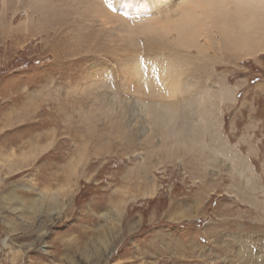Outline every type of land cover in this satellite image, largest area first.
I'll use <instances>...</instances> for the list:
<instances>
[{"label": "rangeland", "instance_id": "obj_1", "mask_svg": "<svg viewBox=\"0 0 264 264\" xmlns=\"http://www.w3.org/2000/svg\"><path fill=\"white\" fill-rule=\"evenodd\" d=\"M162 1L0 0V264H264V0L238 13L225 0L223 34L203 0ZM171 7L208 22L218 46L178 40ZM170 54L198 68L182 80L214 114L179 116L163 146L151 103L194 91L162 75ZM136 63L157 88L135 89Z\"/></svg>", "mask_w": 264, "mask_h": 264}, {"label": "bare ground", "instance_id": "obj_2", "mask_svg": "<svg viewBox=\"0 0 264 264\" xmlns=\"http://www.w3.org/2000/svg\"><path fill=\"white\" fill-rule=\"evenodd\" d=\"M205 2V3H204ZM234 9L232 10L233 12H236V13H238L240 10H241V6L243 5V4H252V5H254V6H256L257 5V3H258V5H260V2H261V0H234ZM9 3H10V1H9ZM156 3L159 5V6H161V5H165L166 3H168V1H162V0H156ZM203 5L205 6V7H209V9H210V11L212 12L213 10H214V12H213V16H214V14L216 13V12H218L220 9H227V7L229 6V2L228 3H226L225 2V0H203ZM212 4L215 6V8L213 9V6H212ZM200 5V4H199ZM263 5V4H262ZM201 6V5H200ZM202 7V6H201ZM172 9H173V11L172 12H174V13H170L169 15H163L164 17L163 18H165L166 16H168L169 17V19H168V21H174L175 20V24H174V30L176 31V33H177V37H178V40L180 39V40H182V43H184V42H187V43H192V42H194L197 38L199 39V40H201V38L202 37H204L205 38V41L206 42H204L203 44H202V46H207V44H214V39H213V35L212 36H210V32L207 30V28H205V29H203V30H201V28L203 27V26H207L208 27V22H204V23H202V22H200V21H197V20H190V19H194V18H196V16L195 15H193V16H191V17H189L190 15H184L183 14V12H181V11H178V9H177V7L176 8H173V7H171ZM230 9H232V8H229V10ZM263 10V9H262ZM98 12V11H97ZM168 12V11H167ZM102 18V17H101ZM257 18L255 17V16H253L252 17V23H253V25H255V26H251V27H253V32L255 33L256 31H258V32H261L262 30H263V27H261L260 25H257L258 24V22H257V20H256ZM102 21V20H101ZM100 21V22H101ZM212 22V24H214L216 27H217V29H219L220 30V32L223 34V33H227L228 31H230V26L232 25V23H230V22H228L227 20H226V18H222V19H217V15H215L214 16V20L213 21H211ZM201 24V26L200 27H197L196 26V24ZM247 25V24H246ZM246 25H242L241 26V24H238V26L239 27H241V28H239V29H241V30H243V29H246L247 27H246ZM210 27V26H209ZM260 27V28H259ZM250 28V27H249ZM255 29V30H254ZM203 31V32H202ZM252 32V33H253ZM98 33V32H97ZM94 35V34H93ZM253 36V35H252ZM253 38V37H252ZM220 40H221V43H223L224 42V40L225 39H222L221 37H220ZM146 41V47H148L149 49H156L157 48V46H159V44H160V41L159 40H151V39H147V40H145ZM209 41V42H208ZM227 41V40H226ZM261 41H264V40H261ZM101 42V41H100ZM130 42L132 43V45L134 46L135 45V43H134V40H130ZM215 42H216V40H215ZM201 43V42H200ZM207 43V44H206ZM195 44H197V43H194V45ZM263 44H264V42H263ZM198 45V44H197ZM214 45H216V44H214ZM89 46V45H88ZM136 46L138 47V45H137V42H136ZM209 46V45H208ZM216 46H218V45H216ZM248 46V45H247ZM85 47V46H84ZM87 47V46H86ZM244 47V46H243ZM242 47V48H243ZM249 47V46H248ZM247 47V48H248ZM201 48V47H200ZM203 48H205V47H203ZM100 50V49H99ZM98 50V51H99ZM248 50V49H247ZM93 51V50H92ZM250 51V50H249ZM85 52V51H84ZM252 52H254V51H252ZM256 52V51H255ZM250 54V53H249ZM249 54H247V55H249ZM255 55V54H254ZM245 56V55H244ZM177 56L175 55V54H170L169 56H168V62H167V64H166V66H165V68H164V73L162 74L163 76H165L166 78H168L169 80H172V81H176V82H179L180 81V83H178V87L180 88V90L182 91V92H187V91H191L192 89H194V91H191L190 92V94L189 95H187L186 96V100H185V103L182 105H180V107H179V105H178V102L175 104V105H170V106H160V104H158V103H151V104H154V105H152L153 106V110L155 111H153V110H151V112H152V116H154L155 118H154V124L156 125V126H158V127H160V128H164L165 130H166V132H165V136L166 137H164L163 138V140H165L164 142H163V146H165L166 145V143H167V141H166V139H169V137H171L170 136V133H169V131L170 130H167V128L165 127L166 125H168V124H170L171 122H176V119L180 116H182L183 118H185V119H187L188 121L187 122H189V123H191L193 126H194V124H195V126L198 124V122H204V123H206V121H207V119L209 120V121H212L211 120V116L214 114V112H213V105H211V103H209V102H207V101H209V100H211V97L210 96H208V95H205L206 96V98H207V101H203V100H200V98L202 97V95H201V93H199L198 91H199V88L201 87L200 86V84L199 83H197L195 86H193L192 88H190V87H188L187 86V84L182 80V76H184V74L187 76V74H192L193 72L195 73V71L197 72V69L196 68H192V69H185L184 70V67L181 69V68H179V67H182L183 65H181V66H179V67H176V66H174V64L172 63V61H174V60H176L177 58H176ZM186 65V64H185ZM194 67V66H193ZM134 72H136V73H138V75H140V77L142 78V82H139L140 84H137L136 86H134L135 87V89L136 90H138L139 89V87H142V89H147L148 88V90L149 91H151L154 87L155 88H157L156 87V85L154 84V82L151 80V79H148V75L150 74V73H153V71L150 69V68H147V67H145L144 66V64H139V63H136V66H135V70H134ZM129 73V72H128ZM187 73V74H186ZM131 74H133V73H131ZM154 74V73H153ZM130 77H131V75H130ZM136 77V76H135ZM196 77V76H195ZM159 78V77H158ZM132 79V78H131ZM193 80V79H192ZM140 81V80H139ZM113 86V85H112ZM114 87V86H113ZM196 87H198V89H197V92H196ZM111 89V88H110ZM154 90V89H153ZM157 90V89H156ZM114 91V90H113ZM204 95V94H203ZM199 99V100H198ZM97 101V100H96ZM197 101H199V105H196V106H194L195 105V103H197ZM187 102H189V103H191V104H193V105H191V104H189L188 106H186L187 105ZM206 102H207V105H206ZM104 105V104H103ZM158 105V106H157ZM156 106V107H155ZM186 106V107H185ZM158 107H160V108H158ZM158 110V111H157ZM249 111V110H248ZM256 111V110H255ZM150 112V111H149ZM150 112V113H151ZM197 117V118H196ZM194 118V119H193ZM200 119V120H199ZM208 121V122H209ZM196 122V123H195ZM172 124V123H171ZM174 124V123H173ZM208 124V123H207ZM206 124V125H207ZM203 125H205V124H203ZM155 126V127H156ZM170 126V125H169ZM162 132H164V131H162ZM190 132V131H189ZM180 133H181V131H177L176 133L174 132L173 134H179V136L180 137H182V135H180ZM160 134V133H159ZM164 135H162V136H164ZM183 138V137H182ZM182 138H177L176 139V141H175V143H176V145H178L179 144V146H180V148H181V146H183V147H185V149L187 150V151H190V147L191 146H187V141L186 142H183V141H185V140H181ZM188 138V137H187ZM195 138H196V140H195ZM195 138H193V140H192V142L190 143V145H192V146H197L196 144L198 143V141L197 140H200V142H201V139L203 140L204 139V136H199V137H197V136H195ZM191 139V138H190ZM212 139H214V138H212ZM211 139V140H212ZM204 140H206V139H204ZM210 140V141H211ZM190 141V140H189ZM215 141V140H214ZM203 142V141H202ZM212 142V141H211ZM206 143V142H205ZM210 144V143H209ZM167 145H172V142H169V143H167ZM53 146V142L52 141H50L48 144H45L43 147H41L40 148V150H39V156L40 155H42L44 152H46V151H48L51 147ZM204 146V145H203ZM167 147V146H166ZM192 148V147H191ZM203 148V147H202ZM205 149L206 148H208V147H204ZM222 148V147H221ZM172 148H170V150H168L169 152L168 153H170L171 151H173V150H171ZM174 149V148H173ZM183 149V148H182ZM185 151V150H184ZM152 152V151H151ZM35 154H37V153H35ZM35 154L34 155H31V154H29V155H24L23 156V162L24 163H26V162H28V160H30V158L32 157V156H35ZM201 154V153H200ZM155 155V154H154ZM170 155H172V153H170ZM202 155V154H201ZM38 156V157H39ZM73 161H76V163H73L72 164V166H73V169H74V171L77 169V167H78V165L83 161V156L80 158V159H77V158H74L73 159ZM12 165H14L13 163L11 164V167H12ZM244 169L242 166L241 167H237V169ZM254 168V167H253ZM18 169V168H17ZM236 169V168H235ZM246 169V168H245ZM244 169V170H245ZM146 170H148V169H146ZM243 170V171H244ZM240 171H242V170H239V172ZM242 171V172H243ZM149 173H151V171H149ZM143 180H145V182H144V184L143 185H141L140 187L141 188H147L148 186H149V184H151V182H149V176H148V174H146V177L144 178V177H141ZM199 182V181H198ZM156 189H157V187H156V184L155 185H152L151 187H150V190L149 191H145L144 192V195H146V196H148V197H151L153 194L155 195V191H156ZM66 192V193H65ZM46 193V192H45ZM69 195V193L67 192V187H65V188H62L61 189V192H59L58 194H57V196L56 195H54L53 193L51 194L50 193V195L49 196H51V198H53V204H57L58 202H60V199H59V196L61 197V199H62V201L64 200V198L65 197H67ZM188 207L189 208H191V204H188ZM199 208V207H198ZM186 214V216H188V218L190 217V218H192V217H194V216H192V213L191 212H187V213H185ZM120 215V214H119ZM120 220V219H119Z\"/></svg>", "mask_w": 264, "mask_h": 264}]
</instances>
